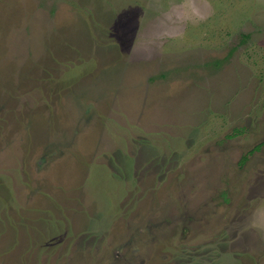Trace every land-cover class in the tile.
<instances>
[{"label":"rangeland","instance_id":"374dc122","mask_svg":"<svg viewBox=\"0 0 264 264\" xmlns=\"http://www.w3.org/2000/svg\"><path fill=\"white\" fill-rule=\"evenodd\" d=\"M0 264H264V0H0Z\"/></svg>","mask_w":264,"mask_h":264},{"label":"crops","instance_id":"0c3cea01","mask_svg":"<svg viewBox=\"0 0 264 264\" xmlns=\"http://www.w3.org/2000/svg\"><path fill=\"white\" fill-rule=\"evenodd\" d=\"M255 187H257V186H255Z\"/></svg>","mask_w":264,"mask_h":264},{"label":"trees","instance_id":"16d2710c","mask_svg":"<svg viewBox=\"0 0 264 264\" xmlns=\"http://www.w3.org/2000/svg\"><path fill=\"white\" fill-rule=\"evenodd\" d=\"M258 146H259V145H258ZM258 146H257V147H258Z\"/></svg>","mask_w":264,"mask_h":264}]
</instances>
